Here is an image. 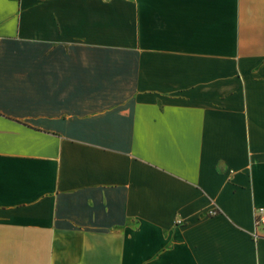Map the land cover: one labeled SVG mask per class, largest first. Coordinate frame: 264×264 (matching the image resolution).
Segmentation results:
<instances>
[{
	"label": "crops",
	"instance_id": "obj_1",
	"mask_svg": "<svg viewBox=\"0 0 264 264\" xmlns=\"http://www.w3.org/2000/svg\"><path fill=\"white\" fill-rule=\"evenodd\" d=\"M258 210L264 0H0V264H264Z\"/></svg>",
	"mask_w": 264,
	"mask_h": 264
},
{
	"label": "built area",
	"instance_id": "obj_2",
	"mask_svg": "<svg viewBox=\"0 0 264 264\" xmlns=\"http://www.w3.org/2000/svg\"><path fill=\"white\" fill-rule=\"evenodd\" d=\"M211 214H215V211H213ZM263 223H264V211L258 210L255 216V226H258Z\"/></svg>",
	"mask_w": 264,
	"mask_h": 264
}]
</instances>
